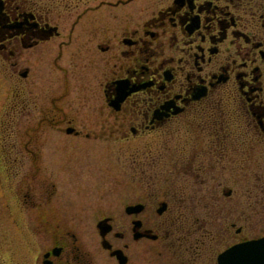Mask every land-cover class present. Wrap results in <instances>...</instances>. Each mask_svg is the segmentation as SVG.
I'll return each mask as SVG.
<instances>
[{"label": "flooded vegetation", "instance_id": "flooded-vegetation-1", "mask_svg": "<svg viewBox=\"0 0 264 264\" xmlns=\"http://www.w3.org/2000/svg\"><path fill=\"white\" fill-rule=\"evenodd\" d=\"M103 1L66 4L61 16L53 1L0 0V65L14 81L9 112H27L17 116L22 123L28 117L34 132L58 136L67 151L46 168L42 147L5 140L9 214L14 222L17 213L34 215L32 264H150L153 253L166 264H218L222 249L264 236V193L248 228L228 216L215 224L222 207L193 203L203 174L211 184L226 174L264 187V0ZM131 138L158 146L140 157L129 151L131 179L149 185L152 170L163 167L182 173L175 206L171 191L152 205L144 185L122 203L86 196L81 210L61 209L49 191L52 172L91 155L112 157L117 142ZM171 140L176 147L165 146ZM26 153L35 170L18 175ZM116 166L99 169L98 183L116 184ZM31 178V193L23 191ZM216 239L226 244L218 252ZM11 260L0 264L22 258Z\"/></svg>", "mask_w": 264, "mask_h": 264}, {"label": "rangeland", "instance_id": "rangeland-1", "mask_svg": "<svg viewBox=\"0 0 264 264\" xmlns=\"http://www.w3.org/2000/svg\"><path fill=\"white\" fill-rule=\"evenodd\" d=\"M40 1H53L54 5L52 6V9L54 11L56 10L55 13L57 15L59 13L61 16H64L63 12L66 4L77 5L78 8H80L85 4L97 3L99 0ZM115 1L117 0H104L103 2H107L109 4ZM55 19H57V17ZM13 82V78L4 70H2L0 65V148L4 146L5 140H7V142L11 143L12 145L15 143L22 145L24 144V141H27L28 145L31 144L29 146L39 148L42 147V154L39 155V161L44 163L43 165L47 168L51 160L52 162H56L60 159L61 155L67 156V151H63V148L65 147L62 141H58V139H60L58 136L52 133H46V135L42 136V134L34 132L32 123L30 122V120H28V117H26L25 122L22 123L21 118L17 116L23 115L24 117L27 112H23L21 114L18 112H9L11 109L9 101L11 100V94L13 93V86L11 85V83ZM7 115H9V117ZM24 130H26L25 133ZM174 142L176 141H168L165 146L176 147V144ZM151 143H153V140H149L146 138H131L129 140H122L117 142L118 148L122 150V153L119 152L120 150L118 152L115 151L112 157L108 154V152H105L109 156L102 155L101 158H95L94 155H91L79 160L75 164H71L70 166L62 163L59 166L60 169L58 168L59 170H54L52 172L51 178L53 179L52 182H54V187L48 186L49 191L50 193L54 192V196L57 198V200L59 199L61 201L60 208L68 211L81 210L78 204L82 200H84L86 196L90 197V199L92 198L93 200L98 197L103 201H118L119 203H122V201H127L131 196L138 198L137 196L140 197L143 194L139 192L138 189H141V186L143 187L145 184L144 182L137 180L138 177H135V180H133L128 176L130 174V168L129 166H127V164H129L130 158L129 151L131 149L134 150V156L140 157L142 156L141 153H143L144 148L158 147L157 145H153ZM53 148L56 149L52 152ZM102 149H104V147ZM103 151L105 150H102V152ZM170 157H174V154L171 156L166 155V160ZM112 161L117 164V170L115 168V173H117L116 179L118 181L116 182V184H108L104 183V181L98 183V181L102 179L101 177H98V170L103 169L104 174V171H106L105 166ZM4 163L5 162L3 160V155L1 153L0 257H3L6 260L4 263L12 262L11 258L14 259V257H21V264H32V259L35 255L37 247L29 227L34 220V215L31 212L29 213L28 211L26 213H23V215L21 216L19 213H17L16 217L14 218L15 222L10 216L8 207L10 205H12L13 207L15 199L13 196L14 194L12 193L9 171ZM33 164V156L26 153L24 155V164L22 167H20V169H18V172L16 174L19 175L22 172H26L29 174L31 172L33 173V170H35V166H33ZM151 173L152 176H150V183L149 185H145L150 190V203L153 205L154 200L163 198L162 195L164 193H166V196H170L169 191H171L175 194H172L174 205L175 200L179 196L176 190L178 192H180L181 190L180 186L176 185L175 182L176 180H180L182 173L180 172L178 174L175 169H168L167 167H163L162 169L157 168V170H152ZM224 176L218 177L221 182L220 184L217 183V181H215L214 184H211L210 177H206V174H203V178L200 177L198 179L197 197L199 201L195 203L196 200L194 199V206L197 207L200 205V210L205 211L208 210L207 207L203 206L205 204L206 206L210 205V208H213L214 204L215 209L219 206L222 207L223 209L221 211L215 213V217H221L220 215H222L223 218H219V220L215 219V224L221 220L226 221L227 216L229 220H235L238 224H243L244 226H246L249 221L251 223H254L256 219L255 217H257L258 215L257 213H259L263 209L255 206L263 205L261 202H256V200L257 196H259L261 193H264V187L251 185L250 182H247L246 184V182H243L241 180L236 182L230 179L224 180V178H226V174H224ZM161 184L165 185V192L162 191L164 187L161 186ZM32 185L33 178L30 179L29 186L23 184L21 189L24 191L26 187H28L27 190L29 191V193H31L29 187H32ZM212 187L214 190L213 194L215 195V200L213 199V203L209 201V195L207 193V190H210ZM205 188L206 190L204 194L202 190ZM188 189H190V184L188 185ZM226 189L232 190L229 197L223 194V190ZM261 190L263 191L260 192ZM216 211H218V209H216ZM200 220L202 222H204V220L206 221V219L203 218H201ZM189 222L191 223V226H193L192 222L194 223V220L189 219ZM13 223L16 224L17 227H13ZM215 224L214 229L217 230ZM252 226H254V224ZM252 229V233H258L261 230L260 226H254V228ZM233 231V228H230V232ZM192 235L195 236V233H193ZM215 236H217V234ZM213 245V248L216 249L215 251L217 252L224 246H226V244L219 239H216ZM162 256H164V254H150V264H166L165 259H162Z\"/></svg>", "mask_w": 264, "mask_h": 264}, {"label": "water", "instance_id": "water-1", "mask_svg": "<svg viewBox=\"0 0 264 264\" xmlns=\"http://www.w3.org/2000/svg\"><path fill=\"white\" fill-rule=\"evenodd\" d=\"M220 264H264V238L240 243L226 250Z\"/></svg>", "mask_w": 264, "mask_h": 264}]
</instances>
